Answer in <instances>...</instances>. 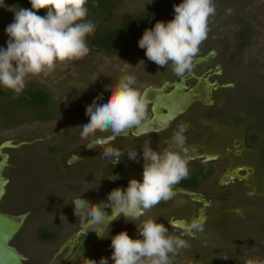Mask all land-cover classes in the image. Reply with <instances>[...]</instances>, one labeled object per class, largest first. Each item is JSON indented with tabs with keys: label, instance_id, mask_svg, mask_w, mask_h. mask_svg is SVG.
Returning a JSON list of instances; mask_svg holds the SVG:
<instances>
[{
	"label": "rangeland",
	"instance_id": "rangeland-1",
	"mask_svg": "<svg viewBox=\"0 0 264 264\" xmlns=\"http://www.w3.org/2000/svg\"><path fill=\"white\" fill-rule=\"evenodd\" d=\"M259 2L264 3V0H215L216 14L209 20L208 36L201 45L216 51L213 64L219 63L222 66L224 85L222 89H216L214 92L206 87L195 100L205 102L213 97L214 104L210 108L203 107L201 118H205L206 113H212L211 121H208L211 132L215 137H221L222 142L226 141L227 148H223L222 154L224 156L227 154L233 166L231 165L221 178L224 182L243 180V183H238L240 188H236L239 190L238 198L223 205L229 211L228 217L222 214L219 233L213 231L208 237L210 239L201 246L195 244L180 249L175 257H170L174 261L173 264L184 262L182 261L184 257H188V261L195 257L202 262L212 258H227L235 264H245L249 258L264 259V40L248 48L240 58L231 60L227 57L228 39L219 32L220 29L223 31L230 29L246 14L250 6ZM4 3L5 6H0V47L6 48L9 37L5 29L14 20L15 13L12 10L18 8L11 6L6 0ZM142 11L153 12L158 20L165 22L173 19L175 15L174 6L160 7L153 0H120L114 10L115 20ZM90 50L89 55L83 59L58 63L55 71L48 76L41 74L28 77L25 88L42 86L49 91L54 107L68 111L77 105L80 107L90 105L99 96H108L111 86L123 75L134 74L142 89L151 83L150 81L159 85L164 80L175 77L171 63L167 67L159 66L150 61L145 52L113 57L91 48ZM141 60L143 62H140ZM9 91L0 87V100L2 99L9 117L5 119L6 116L3 117V113L0 112V141L19 140L52 132L51 128L60 122L53 121V118L49 119L50 121H42L44 117H40V113L43 109L18 104L15 99H11L14 92L10 95ZM217 112L224 114V120L218 119ZM215 149L211 143L209 151ZM236 149L243 153L242 159L236 156ZM15 152L11 150L10 154L15 156ZM29 152V146L23 147V151H19L20 157L15 159L16 163L14 161V167L10 169L13 176L22 178V182L17 185L15 180L10 183L14 184L15 188L11 193L16 198V205L13 208L18 212L25 209L30 211L12 243L27 255L29 264H34L44 262L47 257L44 253L45 244L37 235L38 229L44 228L45 222L57 215L67 221L69 226H74L67 216V212L73 210L72 199L80 195L90 203H96L104 198V190L92 194L90 189L83 192L80 188L62 189L54 182L64 175L60 157L64 153L58 150V154L50 156V159H43L32 157L27 154ZM42 152L45 151L38 148L37 154H43ZM91 173L96 175L97 171ZM10 196V194L6 196L0 207L5 209ZM50 200L54 202L60 200L62 208L57 209L54 206L48 209L47 203ZM153 210L151 209L147 215L152 214ZM157 212L159 215L157 220L162 222L165 215L160 209ZM219 212V205L215 201L210 215L214 217L218 213V217ZM210 225H216V220L212 219ZM69 231V228L63 231L61 241ZM101 244L103 247L106 246L103 242ZM97 250L95 253L99 257L98 261L105 257L109 264L112 262L113 250L106 251L102 248L99 249L100 252Z\"/></svg>",
	"mask_w": 264,
	"mask_h": 264
},
{
	"label": "clouds",
	"instance_id": "clouds-1",
	"mask_svg": "<svg viewBox=\"0 0 264 264\" xmlns=\"http://www.w3.org/2000/svg\"><path fill=\"white\" fill-rule=\"evenodd\" d=\"M30 3L31 9H11L15 15L5 29L9 37L7 47H0V87L11 90L15 96L24 91L28 77L48 76L58 63L88 56L91 50L86 38L96 30V25L86 19L88 0H30ZM0 6H5L4 0ZM41 9H46V15L37 14ZM174 13L173 19L157 20L152 28L145 29L138 44L150 61L162 67L171 63L172 72L183 76L192 70L200 46L207 39L209 20L216 14L215 0H181L174 5ZM148 113L149 99L136 76L123 75L111 86L108 96H99L86 106L89 122L79 126L80 136L85 140L91 136L87 147L100 146L103 156L114 157L117 162L123 152L111 144L105 146L95 134L110 133L109 140H114L128 129L140 128ZM185 130L186 125L179 124L168 141L170 146L162 151L154 150L150 141L141 145L142 181L131 178L126 188L112 189L107 201L99 204L80 195L72 199L74 213L81 222L100 223L105 215L101 204L112 207L111 222L121 216L137 222V238L130 237L127 231L111 236L112 264H173L170 257L188 246L181 236L169 232L168 226L147 215L154 206L171 199L173 186L189 175L191 157L187 155ZM127 153L129 159L136 160L137 151ZM187 227L189 231L202 232L204 218L193 217ZM95 231L101 239L108 237ZM89 261L97 264L95 260ZM99 264H109V260L101 257ZM245 264H264V260L249 258Z\"/></svg>",
	"mask_w": 264,
	"mask_h": 264
},
{
	"label": "flooded vegetation",
	"instance_id": "flooded-vegetation-1",
	"mask_svg": "<svg viewBox=\"0 0 264 264\" xmlns=\"http://www.w3.org/2000/svg\"><path fill=\"white\" fill-rule=\"evenodd\" d=\"M211 51H214L213 56H209L206 61L196 63L198 57L208 55ZM215 54L216 51L214 49L201 45L200 51L193 61L194 66L191 71L186 72L183 76L174 75L175 77L166 79L159 85L150 81L151 83L143 87V90L149 86L154 89H159L161 85L167 81L170 85L166 87L164 91L169 92V90L173 89V83L180 82L181 79L184 78V83L187 86L186 91L192 95L193 99L182 113H179L166 126L158 130L141 133V127L143 126L142 123L140 128L128 129L126 132L117 136L114 140L106 142L105 146L111 144L118 147L123 152L117 162L114 157L103 156L100 146L88 148L86 143L92 139L91 136L88 140L81 138L80 132L82 130L79 126L87 123V104L81 107L77 105L68 111L57 107L58 111H55L57 115L54 114V116L48 117L47 119L43 118L42 121H50L49 119L51 118H53V121L55 122L60 121L56 123V126L51 128L52 132L23 137L19 140H1L0 145L9 141L17 146H3L1 148V152L7 155L8 166L5 167L3 175L8 179V185L6 187V194L0 202V205L4 202L8 194L11 196L9 197L8 203L5 204V209L0 207V210L10 214L27 213V216L30 214L29 210L25 209L18 212V210L13 208L16 205V198L15 195L13 196L11 193L12 189L14 190L15 188H13L14 184L10 185L12 180H15V185L22 182V178L17 175L13 176L10 169L14 167V161L16 163L15 159L20 157L19 151H23V147L29 146L30 152L27 154H30L35 158L50 159V156L58 154V150L61 151V153H64L60 156L62 158L61 167L64 170V175L58 178L54 184L59 185V187L65 190L68 188H80L83 192L90 189L92 194L97 193L99 190H104V198L96 202L99 204L101 201H107V195L112 189L117 187L126 188L131 178H136L137 180L142 181L144 161L141 145L146 141H150V145L154 150L158 149L162 151L165 147L170 146L168 141L170 140L172 133L177 129V126L179 124H184L186 125L185 135L187 137V155L191 157L189 163V175L187 178L182 179L179 183L173 186L174 195L171 199L166 202L162 201L152 208V210L155 209L156 211L153 210L150 216L159 218L157 210H162V213L165 215L162 219V223L169 227V232L181 236L188 242V246H194L195 244L201 246L205 244V241L210 239L208 237L213 231L215 233L216 230L217 233H219L221 230L219 226L221 225L220 220L222 214L227 216L229 211L226 210L223 205L228 201L238 198L239 190L236 188L239 187L238 183H243V180L236 182L230 180L224 182L221 178L228 171L229 167L231 165L233 166L231 159L227 158V154L226 156L222 154L223 148H227L226 141L222 142L221 137H215L211 132L208 121H211L212 113H206V117L201 118V110L203 107L209 106L210 108V106L214 104L213 97L211 96L205 102L195 100V98H197L206 87L210 88L212 92L216 89L220 90L223 88L224 81L222 79V66H220L219 63L213 64ZM217 66H219V68ZM50 108V105L45 106L40 114L47 116L51 113L52 109L50 110ZM55 110H57L56 107ZM217 114H219L218 119L224 120L225 116L223 113L217 112ZM152 117V104L149 103V113L145 120ZM95 136L97 138L108 137L110 136V133L97 132ZM211 143H213L216 148L213 151H209ZM38 148L45 152H42L43 154H37ZM11 150L16 151L14 153L15 156L10 154ZM132 151H137V158L135 161L128 157L127 152ZM240 151V149H236V156L242 159L243 153ZM75 155L79 156L73 158ZM95 171H97L96 175L91 173ZM112 175L118 176V179H109ZM100 184L102 185L101 188L99 187ZM81 198L86 199L83 196ZM215 201L220 208V215L218 217V213H216V216L214 217L210 215V211L214 206ZM47 204L49 205V207H47L48 209H51L54 206H56L57 209L62 208L60 200H56V202L50 200ZM72 207L73 210H69L70 212H67V216H69L70 221L75 224L74 226H69L67 221H65L60 215H57L53 216V219L46 221L44 228L38 229V236H40V230H43V237L40 236L39 238L45 244L44 253L47 257L44 262H36L34 264H70L72 259L71 256L83 241V234L80 235L76 242H73V248L66 257L55 259L54 255L61 245L72 234L82 228L86 222H81V219L75 215L73 203ZM103 210L108 209L104 208ZM193 217L204 218V229L202 232L188 230L187 225ZM141 219H144V217H141ZM212 219L216 220V225H210ZM172 222H178V225H175ZM67 228H69L70 231L65 234V238L61 241L63 231ZM121 231H127L130 237L137 238V222L125 220L123 216L112 222L109 221L103 233L104 236L108 237L103 239L99 238L77 264H90L89 259L97 261L98 264L99 257L95 253L96 250L98 249L97 252L100 248L106 251L107 249L113 250L111 247V236H114ZM102 242L107 247L101 246ZM12 245L26 257L24 264H29V258L27 255L18 246L13 243ZM110 264H112V262H110Z\"/></svg>",
	"mask_w": 264,
	"mask_h": 264
},
{
	"label": "trees",
	"instance_id": "trees-1",
	"mask_svg": "<svg viewBox=\"0 0 264 264\" xmlns=\"http://www.w3.org/2000/svg\"><path fill=\"white\" fill-rule=\"evenodd\" d=\"M6 1L16 8L31 9L30 0ZM153 1L157 2L160 7L166 8L173 7L181 2V0ZM119 2L120 0H88V4L86 5L89 9L87 20L96 25L94 35L86 38L89 48L113 57L131 56L145 52V49L139 47L138 41L142 37L145 29L152 28L158 18L153 12L142 11L127 14L123 18L115 20L114 10ZM38 14L41 16L46 15V9L39 10ZM219 32L229 42L227 57L231 60L240 58L248 48L264 40V3L259 2L257 5L250 6L246 14L230 29L224 31L220 29ZM11 92L10 90L8 93L11 95ZM14 96L15 93L11 95V99H15L20 105L28 104L41 109L50 105V110L52 109L53 111L51 110V113L47 116L40 114V117L48 118L54 116L58 111V108L55 106L57 109L55 110L52 104L49 91L42 86L25 88L19 96L13 98ZM6 111L1 99L0 112L3 113V117L6 116L5 119L9 118ZM40 236L43 237V230H40ZM183 259L182 261L184 262H180V264H203L205 262L206 264H235L231 260L224 258H212L205 262L197 260L195 257L189 261L188 257H184ZM197 261L199 262L197 263ZM176 264H179V262Z\"/></svg>",
	"mask_w": 264,
	"mask_h": 264
},
{
	"label": "water",
	"instance_id": "water-1",
	"mask_svg": "<svg viewBox=\"0 0 264 264\" xmlns=\"http://www.w3.org/2000/svg\"><path fill=\"white\" fill-rule=\"evenodd\" d=\"M214 51L210 54L198 57L196 63L206 61L209 56H213ZM219 68V66H217ZM169 82H164L159 89H154L151 86L146 88L147 98L149 103L152 104L153 117L147 118L143 122L141 127V133H146L152 130H158L166 126L172 121L179 113H182L193 99L192 95L186 91L187 86L184 83V78L180 82L173 83V89L169 92H165V88L168 87ZM59 132V131H57ZM104 143L109 141L108 137H98ZM3 146H12L11 142L6 141L0 145V202L3 200L6 194V187L8 185V179L4 177L3 171L8 166L7 155L1 152ZM89 148V147H88ZM79 155H75L73 158H77ZM186 192V191H181ZM111 205V202H108ZM102 211L105 215L103 216L100 223H87L83 225L76 233L72 234L57 250L54 255L55 259L66 257L73 248L74 243L78 240L81 234L84 232V238L81 245L71 256L72 259L70 264H77L82 257L88 252L93 244L100 238L95 230L104 233L106 226L111 221L110 216L112 215V207H106L101 204ZM107 208L108 210H103ZM27 217V213L10 214L0 210V264H24L26 257L12 245V240L18 234L20 228L23 226L24 221ZM178 225V222H172Z\"/></svg>",
	"mask_w": 264,
	"mask_h": 264
}]
</instances>
